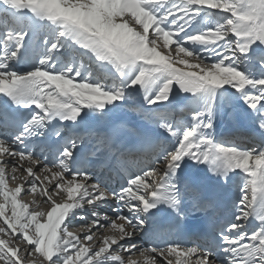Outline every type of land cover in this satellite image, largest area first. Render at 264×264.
Returning a JSON list of instances; mask_svg holds the SVG:
<instances>
[{"label":"snow or ice","instance_id":"snow-or-ice-1","mask_svg":"<svg viewBox=\"0 0 264 264\" xmlns=\"http://www.w3.org/2000/svg\"><path fill=\"white\" fill-rule=\"evenodd\" d=\"M0 264H264V0H0Z\"/></svg>","mask_w":264,"mask_h":264},{"label":"bare ground","instance_id":"bare-ground-1","mask_svg":"<svg viewBox=\"0 0 264 264\" xmlns=\"http://www.w3.org/2000/svg\"><path fill=\"white\" fill-rule=\"evenodd\" d=\"M223 128V127H222ZM222 128H221V130H222ZM24 199H28L27 201H31L32 200V197H24ZM31 199V200H30Z\"/></svg>","mask_w":264,"mask_h":264},{"label":"rangeland","instance_id":"rangeland-1","mask_svg":"<svg viewBox=\"0 0 264 264\" xmlns=\"http://www.w3.org/2000/svg\"><path fill=\"white\" fill-rule=\"evenodd\" d=\"M227 125V127H229L230 129H231V126L230 125H228V124H225V125H223L222 127H224V126H226ZM225 129H226V127H224ZM224 129V130H225ZM223 131V130H222ZM31 200V199H30Z\"/></svg>","mask_w":264,"mask_h":264}]
</instances>
